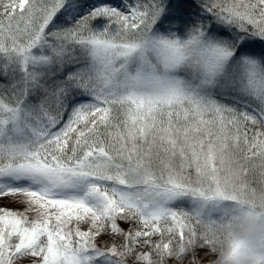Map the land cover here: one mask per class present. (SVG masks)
<instances>
[{
  "label": "snow or ice",
  "instance_id": "obj_1",
  "mask_svg": "<svg viewBox=\"0 0 264 264\" xmlns=\"http://www.w3.org/2000/svg\"><path fill=\"white\" fill-rule=\"evenodd\" d=\"M264 0H0V264H264Z\"/></svg>",
  "mask_w": 264,
  "mask_h": 264
},
{
  "label": "clouds",
  "instance_id": "obj_2",
  "mask_svg": "<svg viewBox=\"0 0 264 264\" xmlns=\"http://www.w3.org/2000/svg\"><path fill=\"white\" fill-rule=\"evenodd\" d=\"M233 233L242 239L257 240L264 238V219L261 220H238L232 225ZM228 250L223 253V264H253L251 256L247 253L241 252L238 257L229 262L227 260Z\"/></svg>",
  "mask_w": 264,
  "mask_h": 264
}]
</instances>
